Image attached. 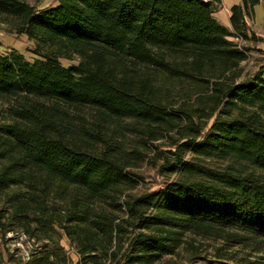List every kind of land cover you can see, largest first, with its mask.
<instances>
[{"label":"trees","instance_id":"16d2710c","mask_svg":"<svg viewBox=\"0 0 264 264\" xmlns=\"http://www.w3.org/2000/svg\"><path fill=\"white\" fill-rule=\"evenodd\" d=\"M54 1L0 0L35 56L0 52V233L41 244L22 264H155L189 233L264 245V59L241 66L264 0L230 27L221 0Z\"/></svg>","mask_w":264,"mask_h":264},{"label":"rangeland","instance_id":"374dc122","mask_svg":"<svg viewBox=\"0 0 264 264\" xmlns=\"http://www.w3.org/2000/svg\"><path fill=\"white\" fill-rule=\"evenodd\" d=\"M36 9H44L56 5L54 0H25ZM240 0H221L220 9L214 14L217 20L230 27V8ZM249 26V40L241 44L248 48V59L241 64L244 77L252 75L261 60L264 59V5L255 6L254 17L247 18ZM11 24L0 17V52H10L15 49L22 53L26 59H35L32 49L33 43L25 35L10 33ZM64 65L73 62L62 60ZM7 104L0 99V112L3 113ZM217 165L216 162H211ZM161 177L153 170L145 171V189L153 190L161 185ZM6 232L2 239L0 233V264H22L28 259L30 253L41 244H34L21 229ZM235 245L217 238H203L193 234H186L184 243L175 254L163 257L155 264H264V245ZM60 243L70 253L74 263L79 256L70 246L68 239L63 236ZM256 248H259L258 250ZM10 252V255L7 252Z\"/></svg>","mask_w":264,"mask_h":264},{"label":"crops","instance_id":"0c3cea01","mask_svg":"<svg viewBox=\"0 0 264 264\" xmlns=\"http://www.w3.org/2000/svg\"><path fill=\"white\" fill-rule=\"evenodd\" d=\"M237 4V3H236Z\"/></svg>","mask_w":264,"mask_h":264}]
</instances>
